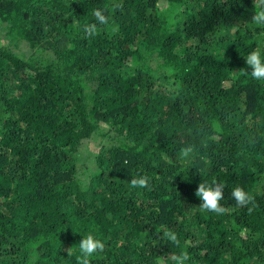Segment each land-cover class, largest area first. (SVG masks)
<instances>
[{
  "label": "trees",
  "instance_id": "1",
  "mask_svg": "<svg viewBox=\"0 0 264 264\" xmlns=\"http://www.w3.org/2000/svg\"><path fill=\"white\" fill-rule=\"evenodd\" d=\"M262 7L0 0V264H264Z\"/></svg>",
  "mask_w": 264,
  "mask_h": 264
},
{
  "label": "clouds",
  "instance_id": "2",
  "mask_svg": "<svg viewBox=\"0 0 264 264\" xmlns=\"http://www.w3.org/2000/svg\"><path fill=\"white\" fill-rule=\"evenodd\" d=\"M264 2V0H262ZM100 23H107V20L100 11L95 13ZM254 22L258 25H264V7L260 8L253 17ZM245 62L248 68L251 69L250 75L256 81H264V46L258 44L253 50L244 55ZM247 71V70H245ZM248 72V71H247ZM190 149L184 150L183 155L188 156ZM217 181V180H216ZM200 183L196 196L200 199V207L203 210L214 213H223L224 209L221 205V201L224 199V184L221 181L217 183ZM131 184L138 187H146L147 179L141 177L139 179H132ZM231 198L239 205L247 204L251 197L241 187L237 186L231 189ZM82 235V234H81ZM175 239V237H172ZM104 248L103 242L95 235L89 233L82 235V239L79 242V250L84 258V264H87L88 258L98 251H102Z\"/></svg>",
  "mask_w": 264,
  "mask_h": 264
},
{
  "label": "rangeland",
  "instance_id": "3",
  "mask_svg": "<svg viewBox=\"0 0 264 264\" xmlns=\"http://www.w3.org/2000/svg\"><path fill=\"white\" fill-rule=\"evenodd\" d=\"M97 150H98V149H97ZM92 151H93V149H92ZM94 152H96V150H95Z\"/></svg>",
  "mask_w": 264,
  "mask_h": 264
}]
</instances>
